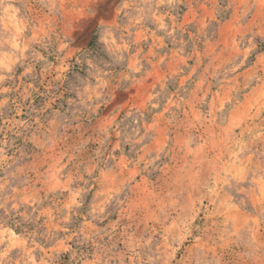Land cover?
<instances>
[{"label": "rangeland", "instance_id": "374dc122", "mask_svg": "<svg viewBox=\"0 0 264 264\" xmlns=\"http://www.w3.org/2000/svg\"><path fill=\"white\" fill-rule=\"evenodd\" d=\"M0 264H264V0H0Z\"/></svg>", "mask_w": 264, "mask_h": 264}]
</instances>
